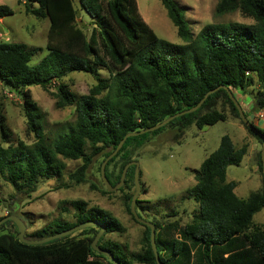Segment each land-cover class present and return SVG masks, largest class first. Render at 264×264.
Wrapping results in <instances>:
<instances>
[{
  "label": "trees",
  "instance_id": "trees-1",
  "mask_svg": "<svg viewBox=\"0 0 264 264\" xmlns=\"http://www.w3.org/2000/svg\"><path fill=\"white\" fill-rule=\"evenodd\" d=\"M23 1L25 13L48 20L47 51L36 63L29 64L30 54L39 46L27 48L23 42L0 39V82L19 97L26 130L33 138L30 144L21 138L9 144L11 132L0 111V140L7 142L0 144V174L15 192L28 195L40 179L59 176L64 162L57 155L79 158L80 163L68 177L84 182L85 169L93 157L99 154L102 160L123 133L150 126L194 105L206 90L218 84L228 87L239 105L242 100L236 93L251 95L253 91L248 111L242 108V112L264 135V127L251 120L254 112L264 109V0H216L214 14L238 10L251 20L207 21L194 34L175 0H159L182 39L179 43L157 36L141 18L135 0H77L78 7L73 0H31L34 5ZM79 8L90 17L88 33ZM11 12L8 5L0 3V17ZM100 66L106 68V76L96 74ZM70 71L95 74L87 92L75 95L61 81ZM51 84L48 92L54 105H72L74 119L64 121L55 136L46 141L42 112L29 86L47 90ZM227 111L261 142L260 135L244 125L226 91L219 87L194 110L152 130L125 137L106 160L104 176L110 185L118 180L123 164L136 159V149L144 142L146 132L156 133L168 126L175 129L174 136H179L190 124L202 127L225 119ZM244 152V144L235 147L229 136L222 134L217 146L201 159L195 181L186 190L187 197L197 204L189 220L183 224L175 219L149 220L160 264H264V227L252 220V214L264 208L259 150V187L240 197L233 191L235 181L225 179L226 166L237 163ZM132 172L130 164L117 189L123 191L124 208L135 220L128 209ZM139 183L140 190H146ZM138 201L136 198L135 206ZM69 202L74 208L73 221L54 219L24 236L38 238L95 220L104 226L96 244L118 264H155L147 225L139 222L143 225L141 249L126 255L119 242L104 238L107 232L123 230L117 217L102 207L87 205L83 199ZM98 228V224L90 225L48 242L27 244L18 240L11 221H3L0 264H111L90 247Z\"/></svg>",
  "mask_w": 264,
  "mask_h": 264
},
{
  "label": "rangeland",
  "instance_id": "rangeland-1",
  "mask_svg": "<svg viewBox=\"0 0 264 264\" xmlns=\"http://www.w3.org/2000/svg\"><path fill=\"white\" fill-rule=\"evenodd\" d=\"M175 1L182 8L193 34L207 21L248 22L251 20L238 10L214 14L213 7L216 0ZM26 2L35 4L31 0ZM135 2L141 18L157 36L172 42H182L159 0H135ZM0 3L8 5L12 11L0 18V39L23 42L27 48L39 46L40 48L33 51L28 59L29 64L36 63L47 51L44 47L48 24L46 16L38 18L25 13L23 0H0ZM73 5L78 7V1L73 0ZM78 14L88 33L91 25L89 15L81 8ZM96 74L106 76L107 70L100 66L96 69ZM61 81L77 95L87 92L88 87L95 81V74L87 71H70ZM52 88L53 84L49 85L47 90L39 85L29 86L30 95L42 112L46 141L55 136L64 121L74 119L72 105L63 107L54 105V98L48 92ZM9 91L0 82V111L11 132L8 143L14 144L17 138H21L30 144L33 138L26 130L20 99L16 95L10 96ZM252 93L253 91L249 94L252 95ZM251 95L240 96L236 93V96L240 97L239 101L242 100L241 109L248 111ZM259 111L254 112L251 120L264 127V109ZM174 132L175 129L168 126L156 133L146 132L144 142L136 149L135 160L138 162V171L140 170L138 178L146 190L138 192L136 198L139 201L135 209L139 214L141 212L145 219L160 221L175 219L178 224L189 220L197 204L187 197L186 190L195 181L194 173L201 159L217 146L222 134H227L235 147L245 145V152L240 160L235 164H228L225 168V179L234 180L236 183L233 188L234 193L245 197L250 191L260 186V173L256 165V152L260 149V142L228 111L225 119H218L202 127L190 124L179 136H174ZM0 144L6 145L7 142L0 140ZM57 156L64 162L61 174L57 177L40 179L35 189L28 195L15 192L10 183L0 174V216L6 211H17L26 223L24 233L29 234L54 219L73 221L74 208L69 200L83 199L87 205H97L108 210L123 226L121 232H107L104 238L119 242L126 255L139 251L143 225L133 220L125 210L123 191L118 190L117 187L103 191L105 185L99 178L101 155H95L85 169L84 182H75L68 177V173L80 163L79 158ZM133 188L132 186L127 191L132 192ZM138 205L145 210L139 209ZM252 220L264 227V208L255 211L252 214ZM135 264L144 263L135 262Z\"/></svg>",
  "mask_w": 264,
  "mask_h": 264
},
{
  "label": "water",
  "instance_id": "water-1",
  "mask_svg": "<svg viewBox=\"0 0 264 264\" xmlns=\"http://www.w3.org/2000/svg\"><path fill=\"white\" fill-rule=\"evenodd\" d=\"M219 87L223 88L226 91L228 97L233 102L234 106L236 107L237 113H238L240 119L242 120V122L244 123V125H246L253 132L259 134L261 137L259 157H260V169H261V173H262L263 178H264V135L262 133H260L256 129V127L248 120V118L243 114L242 109H241L240 105L238 104L236 98L234 97L232 91L223 84L215 85L214 87H211L208 90H206L202 94V96L197 100V102L188 108L177 111V112L165 117L164 119H162V120L158 121L157 123H154L150 126H147V127L135 130V131H127V132L123 133V135L119 138V140L117 141L115 146L100 161L99 178L101 179V181L103 182V184L105 185V188L107 190L115 189L116 187H118L123 182V177H124V173H125L127 166L130 164H133L132 180H133V187L134 188H133V191L130 195L128 209H129V212L131 213L132 217L136 221H138L144 225H147L149 227V243H150V247H151V250L153 252V255H154L155 264H160V262H159V258H158V255H157V252L155 249V244H154L153 224L149 220L145 219V217L142 213L138 214L137 211L135 210V199H136L138 192L140 191V183L138 180V162L135 159H132V160L125 162L121 168L118 180L112 185L109 184L108 180L104 176V170H103L104 164H105L106 160L108 158H110L117 151V149L120 147V145L122 144L125 137L131 136V135H136V134L148 131V130H152V129L164 124L165 122H167L168 120H170L174 116H177L179 114H183L185 112H189V111L194 110L197 106H199V104L202 102V100L210 92L214 91L215 89H217ZM263 197H264V192H263ZM8 220L14 224V228L16 230V237L18 238V240L21 242L27 243V244H39V243L48 242V241L54 240L58 237H62L64 235H67L74 230H77V229H80V228H83L86 226L98 224L99 228L97 229V231L95 232V234L93 235V237L90 240V243H89L90 247L93 250H95V251L103 254L105 257H107L111 261V264H118L117 260L114 256H112L106 249H104V248H102L96 244V241H97L99 235L101 234V232L104 229V226L101 222H98L95 220L84 221V222L73 224V225H71V226H69L66 229H63L61 231H57V232H54V233H51V234H48V235H45L42 237L28 238V237L24 236V228L26 226V223L23 221V219L20 217V215L17 211L8 212L7 214L0 217V223L3 221H8Z\"/></svg>",
  "mask_w": 264,
  "mask_h": 264
},
{
  "label": "built area",
  "instance_id": "built-area-1",
  "mask_svg": "<svg viewBox=\"0 0 264 264\" xmlns=\"http://www.w3.org/2000/svg\"><path fill=\"white\" fill-rule=\"evenodd\" d=\"M9 94H10V96L12 95L13 96V94L9 91ZM262 111V109L259 111V112H261ZM260 114V113H259Z\"/></svg>",
  "mask_w": 264,
  "mask_h": 264
},
{
  "label": "crops",
  "instance_id": "crops-1",
  "mask_svg": "<svg viewBox=\"0 0 264 264\" xmlns=\"http://www.w3.org/2000/svg\"><path fill=\"white\" fill-rule=\"evenodd\" d=\"M1 18V17H0ZM236 184V183H235ZM235 186V185H234ZM234 188V187H233ZM234 191V190H233Z\"/></svg>",
  "mask_w": 264,
  "mask_h": 264
}]
</instances>
